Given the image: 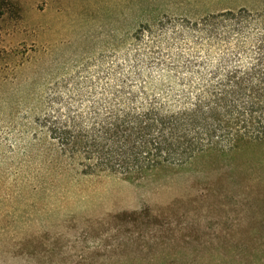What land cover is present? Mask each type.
Here are the masks:
<instances>
[{"label":"rangeland","instance_id":"1","mask_svg":"<svg viewBox=\"0 0 264 264\" xmlns=\"http://www.w3.org/2000/svg\"><path fill=\"white\" fill-rule=\"evenodd\" d=\"M9 1L0 12V264H129L117 250L155 249L162 233L109 218L144 209L166 217L181 248L146 261L264 264V143L131 181L85 173L86 156L52 132L206 105L222 75L252 67L264 0Z\"/></svg>","mask_w":264,"mask_h":264},{"label":"trees","instance_id":"2","mask_svg":"<svg viewBox=\"0 0 264 264\" xmlns=\"http://www.w3.org/2000/svg\"><path fill=\"white\" fill-rule=\"evenodd\" d=\"M12 5L9 0H0V12ZM52 132L73 153L86 156L89 163L84 164L85 173L114 174L131 181L143 179L159 168L183 169L200 157H230L245 144H263L264 37L258 41L252 67L222 75L207 88L206 105L199 103L172 113L155 108L123 111L87 134L75 125L57 127ZM165 218L154 217L147 209L111 215L114 225L158 226L162 233L158 248L125 247L117 250V256L122 255L129 264H159L146 261L147 255L174 256L181 248L171 244L165 234L171 230Z\"/></svg>","mask_w":264,"mask_h":264}]
</instances>
